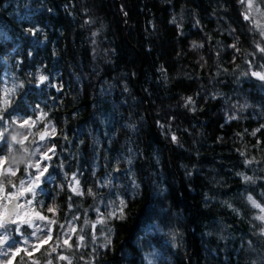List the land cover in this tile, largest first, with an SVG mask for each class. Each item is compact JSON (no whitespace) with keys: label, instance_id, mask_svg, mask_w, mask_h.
<instances>
[{"label":"trees","instance_id":"obj_1","mask_svg":"<svg viewBox=\"0 0 264 264\" xmlns=\"http://www.w3.org/2000/svg\"><path fill=\"white\" fill-rule=\"evenodd\" d=\"M262 27L264 0H0V110L52 146L21 205L74 245L8 224L0 264H264Z\"/></svg>","mask_w":264,"mask_h":264},{"label":"snow or ice","instance_id":"obj_2","mask_svg":"<svg viewBox=\"0 0 264 264\" xmlns=\"http://www.w3.org/2000/svg\"><path fill=\"white\" fill-rule=\"evenodd\" d=\"M241 2L242 3L246 2L249 9H251L253 7V0H241ZM246 18H248V17H246ZM261 31H262V33H264V27L261 28ZM194 47H195V45H194ZM233 47H235V45H233ZM260 51L262 53H264V47L260 48ZM252 74L254 76H256L258 79L264 81V72H253ZM38 79L41 83H44L45 81L48 80V77L45 75H40L38 77ZM5 103H7V101H5ZM188 103H192L191 98L188 99ZM28 123H29L28 121H25L22 126L28 125ZM44 135H47V133L42 135V137H41L42 139L44 138ZM253 135H255V133H253ZM175 139L176 138L173 137V140H175ZM44 158L50 159V157L47 155H45ZM4 163H5V160H0V175L7 174L10 176H15L16 171H14L10 167L5 168ZM249 163H251V161H249ZM38 167H40V165H38ZM46 171H47V169L45 168L43 172H46ZM41 174H43V173H41ZM38 179H39V177H38ZM244 179L246 181H250L252 178L251 177H244ZM73 180L75 182V187L72 189L73 192L76 195H84V192L79 187V185H80L79 180L75 177H73ZM13 186L16 187V185H13ZM35 187H36L35 183H30L27 186L24 183H21V185L19 186V188H17L15 193H8V192H6L5 187L0 186V229H6L8 224H25V225L31 227L33 224V221L36 219H39L41 221H46V224L48 225V232L45 234L44 237H42V238L38 237L39 243L37 245H34L33 249L36 251H39V249L43 245L48 244L49 247L51 248V251L47 252L46 253L47 255H51L53 252H56L58 246H66L69 250H71L74 247V245L71 244L67 239H64L63 243L60 244L58 241H54L53 236L51 235V232H52L51 226L56 225L58 223L57 220L48 218V217L43 216V215H40V213L37 212L35 209H33L30 204L29 205H20V204L15 202L25 192H32ZM87 194L93 195L91 190H88ZM247 200L251 203V205L254 208L260 209V211L264 212V206L257 203V201L255 199H253L251 196H248ZM4 201L10 202L11 206L5 204ZM124 207H126L124 201H120L119 216L117 218H119V219L124 218V216H123V208ZM48 211L55 213L56 209L50 208V209H48ZM114 215H115L114 213H109L107 218H112ZM256 219L264 221V216L256 217ZM88 223L91 224L92 222L89 221ZM98 223L105 224L106 219L102 216L101 219L98 221ZM60 227L63 228L64 225H60ZM69 231L74 232L76 230L74 228H70ZM78 239L81 241V244H82L83 237H79ZM4 242H5L4 239H0V244H3ZM18 251H23V250H18ZM15 254L16 253H14L13 255H15ZM28 255H29V257H31L32 253L29 252ZM59 259L62 261H66L67 264H72V259L69 256L60 255ZM9 264H11V262H9ZM31 264H39V260L34 259V260H32ZM47 264H52V262L49 260L47 262Z\"/></svg>","mask_w":264,"mask_h":264},{"label":"clouds","instance_id":"obj_3","mask_svg":"<svg viewBox=\"0 0 264 264\" xmlns=\"http://www.w3.org/2000/svg\"><path fill=\"white\" fill-rule=\"evenodd\" d=\"M22 84H16L15 89H21ZM43 111V109H41ZM47 116V113H45ZM25 121H28L27 127L22 126ZM0 148H3V155H0V160H7L8 167L14 171H18L23 167L27 174V179L24 177H17L13 179L12 176L4 174L0 175V186H7L15 184L17 188L24 183L28 185L40 183V176L29 172L30 169L37 170L38 173H43L45 168L38 167L40 165L39 157L46 155L51 150V145L45 140V136L42 139V135L48 132L47 130L36 129L32 131L34 124H39L41 121L25 120L19 115L11 116V119H6L0 110ZM52 128V132H55V128L52 127L51 122L48 125ZM63 168V164L60 165ZM39 177V179H38ZM50 180L54 177H49ZM39 230V229H38ZM260 235L264 236V229H261ZM0 239H7L4 236Z\"/></svg>","mask_w":264,"mask_h":264},{"label":"water","instance_id":"obj_4","mask_svg":"<svg viewBox=\"0 0 264 264\" xmlns=\"http://www.w3.org/2000/svg\"><path fill=\"white\" fill-rule=\"evenodd\" d=\"M15 202L18 203V204H20V198L17 201H15ZM7 205L11 206L10 203H8Z\"/></svg>","mask_w":264,"mask_h":264},{"label":"rangeland","instance_id":"obj_5","mask_svg":"<svg viewBox=\"0 0 264 264\" xmlns=\"http://www.w3.org/2000/svg\"><path fill=\"white\" fill-rule=\"evenodd\" d=\"M8 203H10V202H8V201H5V204H8ZM20 205H21V201H20Z\"/></svg>","mask_w":264,"mask_h":264}]
</instances>
